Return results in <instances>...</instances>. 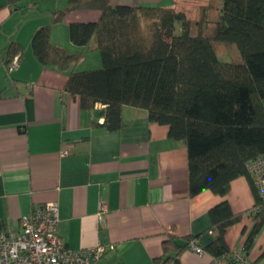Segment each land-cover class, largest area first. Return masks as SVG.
I'll return each instance as SVG.
<instances>
[{"label":"crops","instance_id":"1","mask_svg":"<svg viewBox=\"0 0 264 264\" xmlns=\"http://www.w3.org/2000/svg\"><path fill=\"white\" fill-rule=\"evenodd\" d=\"M69 1L24 0L15 10L0 0V231H19L35 206L56 204L57 234L68 250L105 246L111 248L98 264H156L178 253L171 245L164 250L168 238L180 246L186 238L202 248L210 244L209 210L226 201L233 214L242 213L225 231L228 253L240 251L256 264L264 233L245 253L252 219L243 213L254 204L245 177L233 180L224 197L208 190L190 196L186 147L168 137L166 126L149 122L143 109L124 106L120 128L106 131L100 126L103 106L83 110L64 90L67 73L36 60L33 35ZM82 1L83 7L50 27L53 45L82 51L77 71L97 69L101 60L92 42L82 48L70 41V23L97 21L107 4L170 6L166 0ZM11 43L20 46L21 57L8 72ZM178 264L217 263L205 251L186 248Z\"/></svg>","mask_w":264,"mask_h":264},{"label":"trees","instance_id":"2","mask_svg":"<svg viewBox=\"0 0 264 264\" xmlns=\"http://www.w3.org/2000/svg\"><path fill=\"white\" fill-rule=\"evenodd\" d=\"M6 1L17 10L24 0ZM214 1L218 13L210 21L202 12L200 20L192 22L175 4H107L97 21L70 23V41L82 48L92 42L99 52L97 69L75 70L82 51L70 53L50 41L51 25L85 1L71 0L53 12L51 24L33 35L31 47L41 65L67 73L64 90L83 110L103 106L100 126L106 131L120 128L124 106L143 109L149 122L166 126L168 137L186 147L190 196L208 190L224 197L233 180L245 177L254 197L248 210L258 209L250 217L252 227L243 244L247 253L256 236L264 233V202L246 169L264 156V0ZM215 44L223 46L228 62L219 61ZM20 57V46L11 43L7 69ZM209 217L214 234L210 244L202 248L186 238L180 246L168 238L164 250L171 245L178 253L155 263L178 264L180 251L194 243L215 260L232 263L224 234L242 213L233 214L222 201L209 210ZM256 264H264V248Z\"/></svg>","mask_w":264,"mask_h":264},{"label":"built area","instance_id":"3","mask_svg":"<svg viewBox=\"0 0 264 264\" xmlns=\"http://www.w3.org/2000/svg\"><path fill=\"white\" fill-rule=\"evenodd\" d=\"M18 65L14 58L8 67L13 71ZM259 198L264 202V156L246 166ZM103 209V207H101ZM258 209L248 210L251 217ZM59 217L56 204L35 206L29 216L20 220L19 231H0V264H98L105 253V246H95L79 251L68 250L57 234ZM192 251H203L192 244ZM215 260L217 264H253L241 252H233Z\"/></svg>","mask_w":264,"mask_h":264},{"label":"rangeland","instance_id":"4","mask_svg":"<svg viewBox=\"0 0 264 264\" xmlns=\"http://www.w3.org/2000/svg\"><path fill=\"white\" fill-rule=\"evenodd\" d=\"M167 2H164L163 5H172L173 1L166 0ZM140 3V2H139ZM145 4V2H143ZM174 4L176 5L177 9H181L185 12L188 18L192 22H197L201 18L202 12H204V18L205 20H213L217 13H218V3H216L214 0H174ZM137 5V4H136ZM146 5V4H145ZM210 33L212 31V26H208ZM215 52L217 54V57L219 61L221 62H228L229 56L226 53L223 46L220 44H215ZM80 70L83 69V66L79 68Z\"/></svg>","mask_w":264,"mask_h":264}]
</instances>
